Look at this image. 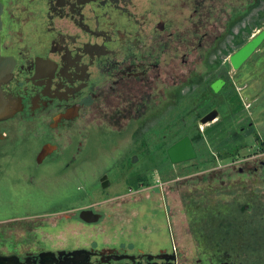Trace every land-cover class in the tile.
<instances>
[{
  "label": "flooded vegetation",
  "instance_id": "1",
  "mask_svg": "<svg viewBox=\"0 0 264 264\" xmlns=\"http://www.w3.org/2000/svg\"><path fill=\"white\" fill-rule=\"evenodd\" d=\"M262 29L264 0H0V55L11 63V75L0 82L5 108L0 116V167L2 160L12 158L5 152L7 142L13 151L25 149L29 142L38 144L37 168L48 164L47 160L59 163L65 158L64 165L74 168L73 150L65 157L60 153L73 149L77 131L103 124L118 126L123 116H129L130 122L154 114L165 102L163 115L182 116L186 97L179 93L171 99V94L182 84L185 65L195 62L187 59L192 52H202L199 65L215 75L207 87L212 95L228 89L233 96L260 99L259 91L251 90L250 79L239 83L230 77L260 50L264 40L236 70L229 57ZM210 55L216 59L207 65ZM216 80L222 81L218 91L212 88ZM212 111L218 114L212 107L204 115ZM29 175L24 178L36 184L39 174ZM103 176L99 175L100 183ZM2 179L20 181L0 171ZM24 202L29 204V197ZM84 206L59 209L72 211L59 219L76 217L86 222L79 216L81 210H92L99 215L97 221L101 219L102 213ZM48 211L12 209L0 216V222L38 219L47 225L43 220L49 218ZM74 250L90 252L85 263L71 259L69 253ZM173 254L175 260L169 257ZM0 256H16L17 264H178L179 255L172 249L167 253L110 245L13 248Z\"/></svg>",
  "mask_w": 264,
  "mask_h": 264
},
{
  "label": "rangeland",
  "instance_id": "2",
  "mask_svg": "<svg viewBox=\"0 0 264 264\" xmlns=\"http://www.w3.org/2000/svg\"><path fill=\"white\" fill-rule=\"evenodd\" d=\"M255 21L252 18L251 23ZM259 53L264 57V47L256 57ZM202 56V52L187 56L195 62L185 65L182 84L171 94V99L179 93L182 99L186 97L182 100V116L163 115L165 102L154 114L130 122L129 116H123L118 126L103 124L86 132L77 131L73 149L60 153L65 157L73 150L74 168L64 165L66 158L57 161L60 164L47 160L48 164L37 168L34 155L38 144L25 143V149L13 151L7 142L5 152L12 158L1 161L0 171L20 181L0 180V216L12 209L29 208H46L50 216L43 220L47 225L38 219L1 221L0 253L25 247L85 249L116 245L129 250L164 249L167 253L172 249L179 255L178 264H232L225 253L201 254L195 227L203 226L205 234H212L216 227L206 220L194 222L190 212L199 199L226 200L244 185L264 195V184L253 181L264 182V72L260 74L261 61L255 56L235 76L230 72V79H239V83L250 79L251 90L256 88L261 95L258 100L243 94L233 96L228 89L212 95L207 87L215 75L208 72L209 67L201 68ZM222 56L219 52V60ZM208 57L207 65L216 59ZM212 107L218 110L216 118L202 125L200 119ZM185 134L191 137L197 157L172 164L166 149ZM61 168L65 171L59 173ZM30 172L39 174L36 184L26 180ZM101 173L106 176L104 186L99 182ZM26 197L29 204L24 202ZM80 205L102 213L101 219L94 223L76 217L59 219V215L72 213L59 209ZM238 257V263L264 264V254Z\"/></svg>",
  "mask_w": 264,
  "mask_h": 264
},
{
  "label": "trees",
  "instance_id": "3",
  "mask_svg": "<svg viewBox=\"0 0 264 264\" xmlns=\"http://www.w3.org/2000/svg\"><path fill=\"white\" fill-rule=\"evenodd\" d=\"M253 181L264 184L261 180ZM133 183L136 185V182ZM243 187L231 192L228 196L232 198L226 200L199 199L197 206L191 210V220H206L216 227L212 234L203 233V226L195 227V238L201 254L211 256L225 253L232 264H245L243 261L238 263L241 254H264V195L254 187ZM240 226L244 229L240 230ZM209 235L213 237L208 238Z\"/></svg>",
  "mask_w": 264,
  "mask_h": 264
},
{
  "label": "water",
  "instance_id": "4",
  "mask_svg": "<svg viewBox=\"0 0 264 264\" xmlns=\"http://www.w3.org/2000/svg\"><path fill=\"white\" fill-rule=\"evenodd\" d=\"M264 40V29L254 35L250 40H248L242 47H240L236 52L230 55L229 59L232 64L234 70H236L260 45V43ZM11 75V63L4 57L0 55V82L6 80ZM222 84L221 80H216L212 84V88L214 91H218ZM4 98L2 96V91L0 89V116L4 114ZM217 116L216 111H212L206 115H204L200 119L201 124H206ZM166 154L169 161L172 164H177L183 161L192 160L197 156V153L194 149L193 143L188 135H185L172 143L167 149ZM136 156H133L132 160H136ZM106 183V176L104 175L101 178V185L104 186ZM90 215V216H89ZM80 218L85 220L86 222H95L97 221L99 215L92 212V210H81L79 213ZM69 254L72 255V260L77 262L85 263L86 257L90 254L89 251L86 250H74ZM48 253L45 254V258L48 257ZM132 258V256H127ZM149 257H152L151 255ZM158 258L168 259L169 257L175 260V255L164 256L157 255ZM119 259L120 257H115ZM18 258L16 256L5 257L0 256V264H17ZM42 264H51L50 261H42ZM80 264V263H79ZM175 264V263H173Z\"/></svg>",
  "mask_w": 264,
  "mask_h": 264
},
{
  "label": "crops",
  "instance_id": "5",
  "mask_svg": "<svg viewBox=\"0 0 264 264\" xmlns=\"http://www.w3.org/2000/svg\"><path fill=\"white\" fill-rule=\"evenodd\" d=\"M264 47V41H263V44H262V46L260 47V50L262 49ZM256 51V50H255ZM259 51H256L250 58H252L253 56H255V58H258L259 59V62L261 61V63H260V74H262L263 72H264V61L262 62V60H264V57L263 56H261L260 55V53H259V55L256 57V54L258 53ZM262 66V67H261Z\"/></svg>",
  "mask_w": 264,
  "mask_h": 264
},
{
  "label": "bare ground",
  "instance_id": "6",
  "mask_svg": "<svg viewBox=\"0 0 264 264\" xmlns=\"http://www.w3.org/2000/svg\"><path fill=\"white\" fill-rule=\"evenodd\" d=\"M202 125H204V124H202Z\"/></svg>",
  "mask_w": 264,
  "mask_h": 264
}]
</instances>
